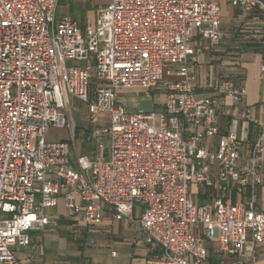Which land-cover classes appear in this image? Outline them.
I'll use <instances>...</instances> for the list:
<instances>
[{"label": "built area", "instance_id": "1", "mask_svg": "<svg viewBox=\"0 0 264 264\" xmlns=\"http://www.w3.org/2000/svg\"><path fill=\"white\" fill-rule=\"evenodd\" d=\"M60 1L0 0V264H22L14 248L53 222L47 210L61 196L86 225H99L105 206L135 222L157 246L146 264H210L214 243L221 262L257 264L264 128L246 155L247 122L238 119L206 148L227 98L238 105L246 89L228 81L199 96L191 67L194 31L224 39L217 0H110L85 28L71 15L56 19ZM225 1L264 11L262 0ZM159 87V118L118 101L122 90ZM72 101L88 113L79 136ZM243 111L249 119L251 108ZM51 128H70L72 143L48 141ZM194 182L214 192L212 204L192 200Z\"/></svg>", "mask_w": 264, "mask_h": 264}, {"label": "crops", "instance_id": "2", "mask_svg": "<svg viewBox=\"0 0 264 264\" xmlns=\"http://www.w3.org/2000/svg\"><path fill=\"white\" fill-rule=\"evenodd\" d=\"M264 2V0H262ZM221 8V31L224 39L211 43L194 31L191 40L196 50V62L191 66L196 75V93L203 97L219 94L222 83L240 82L246 89L244 100L234 104L227 98L228 106L219 117V135L208 138L206 148L215 150L220 137L227 134L233 119L247 122L245 155L264 128V11L246 13L225 0H217ZM81 26L85 28V25ZM165 92L159 87L149 94L139 89L119 92L118 101L128 112L164 110ZM250 107L252 114L245 120L244 108ZM199 186L194 193L195 201L200 196L212 204L215 194ZM193 190V183L190 192ZM240 200L241 198H236ZM104 219L99 225H86L69 216L64 196L58 205L47 210L52 223L43 230L30 233L31 242L16 246L14 254L22 264H146L157 249L156 244L147 243L141 228L129 219L117 220L114 210L108 206L103 210ZM142 209L137 206L136 218ZM217 244L209 245L210 264H225L219 260L215 250ZM227 264H234L228 259ZM251 264V263H247ZM257 264H264V248L257 249Z\"/></svg>", "mask_w": 264, "mask_h": 264}, {"label": "rangeland", "instance_id": "3", "mask_svg": "<svg viewBox=\"0 0 264 264\" xmlns=\"http://www.w3.org/2000/svg\"><path fill=\"white\" fill-rule=\"evenodd\" d=\"M110 2V0H61L59 3V8L56 14V19L59 20L65 15H71L82 25L94 27L96 23V12L97 9L106 5ZM72 111L73 117L77 126V136H79V132L81 129L88 126V113L86 110V106L84 104L76 103L72 101ZM144 112H156L159 113L158 110H141ZM48 141H65L72 143V135L70 128H51L47 136ZM77 137V142H78ZM199 186L198 183H193V190L190 192L192 200L195 201L194 193H198ZM201 204H208L210 200L205 202L203 197L200 196ZM258 203L261 205L264 203V195L259 191L258 192ZM227 264V262H224Z\"/></svg>", "mask_w": 264, "mask_h": 264}]
</instances>
